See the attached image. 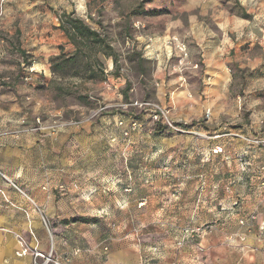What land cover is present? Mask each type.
<instances>
[{"label": "rangeland", "instance_id": "obj_1", "mask_svg": "<svg viewBox=\"0 0 264 264\" xmlns=\"http://www.w3.org/2000/svg\"><path fill=\"white\" fill-rule=\"evenodd\" d=\"M188 1L81 0L76 16L107 39L117 63L103 44L88 42L76 54L67 36L46 64L17 46H0V100L14 106L19 122L10 133L58 142L50 168L69 172L58 192L72 196L73 184L94 190L80 200L99 216L67 222L158 233L152 243L162 249L169 238L173 252H207L202 264H237L233 210L264 204V0H223L236 15L229 31L211 25V32L200 25L206 18L187 14ZM8 24L0 18V27ZM150 38L154 55L147 53ZM207 55L224 61L223 72H210L217 67L206 64ZM1 179L51 230L25 179ZM208 234L219 240L203 248Z\"/></svg>", "mask_w": 264, "mask_h": 264}, {"label": "crops", "instance_id": "obj_2", "mask_svg": "<svg viewBox=\"0 0 264 264\" xmlns=\"http://www.w3.org/2000/svg\"><path fill=\"white\" fill-rule=\"evenodd\" d=\"M80 1L16 0L0 5V18H6L9 22L8 28L0 27V31L8 33L9 39L8 41L0 39V46L4 50L17 46L24 50L23 53L36 57L38 60L36 62L48 63L47 57L50 51H54L68 41L65 33L56 28V14L81 13L84 5ZM222 2L223 0H207V2L189 0L187 14L206 18L200 24L201 27L206 28L205 31L211 32L212 29L209 27L211 25L222 31H229L230 21L234 20L232 18L236 14ZM196 22L199 23L198 20ZM150 41L147 43V48L151 50L147 53L154 55L153 39L150 38ZM169 44L167 42V45ZM210 57L207 55L206 64L217 67L215 71L209 68L210 72H223L224 61L215 62ZM13 107L0 100V264H34L33 253L21 257L16 255L20 250V239H23L33 252H39L44 256L53 252V259L61 264H202L199 262L200 256L207 252H173L170 249L172 242L168 237V239L162 238L163 241L168 240L167 247L162 249L152 243L153 236L157 237L158 233L139 232L136 229L128 230L123 227L114 230L109 228L104 232L96 228V224L67 222L70 217L74 218L77 215L99 216L100 210H95L94 213L85 212L80 200L82 194L89 196L94 190L86 185L73 184L67 187L72 196L65 197L64 193L58 192L59 186L66 178V173H69L62 167L50 168L51 159L48 157L51 153L50 149L54 151L59 148L58 142H55L54 137H46L38 133L23 135L15 134L14 131L10 133L9 130L15 129L19 123L15 118ZM73 138L75 139L76 135ZM1 173L19 181L25 179L26 190L48 218L51 230L46 227L42 215L36 212L32 203L1 179ZM62 186H60L61 190L64 189ZM88 190H90L89 194ZM262 196L264 200V195ZM123 198L124 201L129 199L128 194H124ZM114 207L118 209V206ZM100 217L101 221L105 222L111 219L109 212H104ZM231 218L233 224L237 226L234 231L237 233L233 234V237L236 246L241 248L233 249V252L239 253L240 262L243 252L246 264L264 263V253L253 252L254 246L264 247V204L259 208L252 207L249 202H243L240 207L233 210ZM187 221L196 222L193 216H188ZM243 230L245 231L242 235ZM259 231L260 237L257 238L255 234ZM241 236V239L247 242L248 250L242 248V243L239 241ZM217 240L219 238L208 234L203 237L202 246L205 248ZM240 262L237 261V264Z\"/></svg>", "mask_w": 264, "mask_h": 264}, {"label": "trees", "instance_id": "obj_3", "mask_svg": "<svg viewBox=\"0 0 264 264\" xmlns=\"http://www.w3.org/2000/svg\"><path fill=\"white\" fill-rule=\"evenodd\" d=\"M57 15V14H56ZM56 28L62 30L68 37L70 42L76 48V54L83 50L88 42L93 44H103L111 52V56L115 63H117V54L114 48L108 44L107 39L102 37L101 33L90 26L85 20L76 16L74 12L63 13L62 15H57Z\"/></svg>", "mask_w": 264, "mask_h": 264}, {"label": "built area", "instance_id": "obj_4", "mask_svg": "<svg viewBox=\"0 0 264 264\" xmlns=\"http://www.w3.org/2000/svg\"><path fill=\"white\" fill-rule=\"evenodd\" d=\"M14 1H16V0H0V5L3 6L5 4H9V3H12ZM43 220H44L46 227L49 229L47 220L45 218H43ZM19 241H20V250H18L16 252L17 256L21 257V256H24V255L29 254L31 252V253H33V257H34V264H50V263L61 264L59 261H55L53 259V252H50V254L48 256H44L43 254H41L39 252H33L31 247L28 246L23 239H20ZM39 257L44 258V261L42 263H38Z\"/></svg>", "mask_w": 264, "mask_h": 264}]
</instances>
